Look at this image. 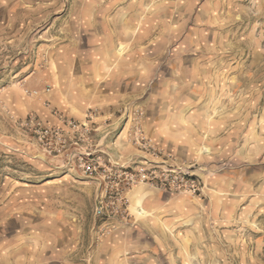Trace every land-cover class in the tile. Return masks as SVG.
Instances as JSON below:
<instances>
[{
    "label": "rangeland",
    "instance_id": "1",
    "mask_svg": "<svg viewBox=\"0 0 264 264\" xmlns=\"http://www.w3.org/2000/svg\"><path fill=\"white\" fill-rule=\"evenodd\" d=\"M0 264H264V0H0Z\"/></svg>",
    "mask_w": 264,
    "mask_h": 264
},
{
    "label": "bare ground",
    "instance_id": "2",
    "mask_svg": "<svg viewBox=\"0 0 264 264\" xmlns=\"http://www.w3.org/2000/svg\"><path fill=\"white\" fill-rule=\"evenodd\" d=\"M138 211H139L140 214H144L145 213L144 209H139Z\"/></svg>",
    "mask_w": 264,
    "mask_h": 264
}]
</instances>
